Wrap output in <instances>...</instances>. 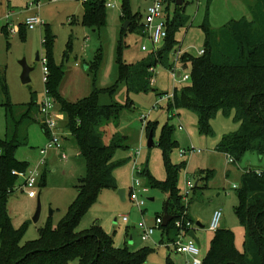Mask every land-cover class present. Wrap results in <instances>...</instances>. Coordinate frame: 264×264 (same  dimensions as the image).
Segmentation results:
<instances>
[{"label":"rangeland","instance_id":"rangeland-1","mask_svg":"<svg viewBox=\"0 0 264 264\" xmlns=\"http://www.w3.org/2000/svg\"><path fill=\"white\" fill-rule=\"evenodd\" d=\"M116 1L115 7L106 9V25L95 30L82 23V0H0V139L4 137L7 123L5 84L15 106L29 103L33 95L40 101L45 94L43 58L46 57V50L43 39L46 27H49L54 38V60L56 64L63 65L65 71L60 94L66 100L79 101L89 97L97 89V100L102 105L130 103L118 118L107 122L102 128L105 143L109 144L113 137H124V143L128 146L126 149H119L115 156L116 161L124 160L114 169L118 187L101 190L78 229H88L99 223L114 237L116 246L128 247L133 251L148 248L151 252L142 264H172L171 260L177 264L186 263V260L183 263V259L179 258L185 254L177 252L171 241L176 237V230H172L168 236L157 229L155 243L153 240L142 241L139 227L133 225L134 213H138V221H145L149 226L155 225L157 216L164 215L165 189L149 185L148 178L138 175V169L148 167L156 179L166 178L159 140L164 126L168 125L173 127V138L177 141L170 153L171 162L176 164L184 161L186 164L178 174V188L183 196H187L189 191L185 199L184 217L192 215L194 218V233L200 241L197 257L204 260L207 256L215 233L210 228V223L216 211L222 213L220 227H227L234 232L235 245L243 252L245 229L234 210L238 203L235 188L241 186L242 174L246 169L264 172V155L247 151L240 161L230 162V156L218 149L223 136L240 126L233 119V114L225 115L219 111L211 120L212 132L204 134L200 131L199 117L195 111L187 107L168 108L175 87L181 90L192 86V60L180 61L178 64L183 74L190 76L187 82H174L169 69L158 64L155 67V84L151 85L149 91H129L126 82H119L116 91L109 92L119 77L117 54L120 39H123L125 45L122 57L128 63L143 62L153 52L152 42L141 33V24L145 22L150 0H129L131 15L136 17V23L124 35L122 0ZM248 1L252 0H184L179 9L176 2H171V22H174L176 10L188 18L185 24L176 27L174 38L177 43L173 49L199 56V50L205 47L207 39L204 25L208 24L212 29L218 30L232 20L244 17L251 19ZM167 13L165 10V14ZM30 16H37L40 20L35 29L27 28L25 23ZM3 26H6L8 35L2 33ZM21 26L25 28L23 34L20 32ZM143 44H147L148 51L141 49ZM162 46L163 42L156 49ZM38 54L40 60L36 59ZM24 59L33 68L27 83L22 80ZM174 60L175 57L171 56V61ZM58 114L62 117L55 119L58 125L55 131L58 133L60 146L50 149L45 161H42L39 148L49 140V134L42 126L40 116L39 121L29 126L28 144L20 146L16 151L18 159L29 162V170L36 169L39 172L34 188L21 189L20 185L24 180L19 178L18 188L8 203L14 227L26 228L22 244L36 239L39 229L45 227L50 218L52 225L60 223L69 205L77 197L80 177L86 171L85 160L79 156L78 144L68 129L67 117L59 110ZM148 121L158 122L154 145L151 147L148 146L145 132ZM182 150H186L184 155H181ZM61 153H66L67 159L62 158ZM201 170L205 171V175H211L206 183L203 179L198 188L189 189L188 179L197 183V175ZM137 180L148 186L146 192H138L140 199L145 200V205L141 208L130 199L132 187ZM120 189H125V199L120 196ZM39 201L41 215L34 221ZM125 214L130 216L128 222L122 219ZM190 239L189 234L181 237L183 244ZM70 264H78V261Z\"/></svg>","mask_w":264,"mask_h":264},{"label":"trees","instance_id":"trees-1","mask_svg":"<svg viewBox=\"0 0 264 264\" xmlns=\"http://www.w3.org/2000/svg\"><path fill=\"white\" fill-rule=\"evenodd\" d=\"M106 1L82 0L83 25L95 30L106 25ZM171 2L177 4V0H167L163 12L168 27L167 37L163 46L158 50L153 49L145 61L136 64L125 61L122 57L125 45L120 39L117 54L119 77L109 89L110 93L116 91L119 82H126L129 91H149L153 76L150 68L162 64L171 69L175 65V60L171 61L177 43L174 32L188 18L176 10L174 22H171ZM182 6L177 4V9ZM122 10L123 20L130 21L129 27L122 29L124 35L134 28L136 17L131 15L129 0H122ZM249 11L251 19L232 20L218 30L204 25L207 34L205 53L193 56L185 52L180 58V61L192 60L193 84L181 90L175 87L168 104L169 109L187 107L195 111L199 117L200 131L204 134L212 132L211 120L219 111L225 115L233 114V119L240 126L223 136L218 149L230 154L236 161H240L247 151L264 155V0H255L249 6ZM5 27L1 31L8 35ZM24 31L25 28L21 26L20 32L23 34ZM53 42L50 28L46 27L43 45L50 73L45 85L59 110L67 117L68 129L78 144L79 156L85 160L86 171L80 177L77 197L60 223L54 226L50 218L48 224L39 229L36 239L22 244L26 228L14 227L8 203L19 183V177L13 171H26L29 166L28 161L17 158L16 151L28 144L30 124L39 121V102L33 95L29 103L15 106L5 84L7 123L5 137L0 139V264H70L76 260L78 264H142L151 252L148 248L133 251L128 247L116 246L114 237L99 223L88 229H78L101 190L118 187L114 169L124 160L116 161L115 156L119 149L128 146L124 143V137H113L109 144L105 143L102 128L107 122L118 118L130 103L102 105L97 100V89L79 101L66 100L60 94L65 71L63 65L56 64L54 60ZM157 124V121L145 124L147 137L155 134ZM159 145L163 151L166 178L156 179L148 167L141 168L138 175L148 178L149 185L161 187L166 194H170L168 210L174 219L163 227L170 236V232L176 230V220L184 216L186 208L178 188V174L186 164L184 161L171 162L170 153L177 145L173 138V127L164 126ZM210 175H205L204 170L199 171V182L195 188L200 186L203 179L206 183ZM235 189L238 203L234 210L245 229L244 251L236 247L235 234L231 229L219 227L215 230L203 264H264V172L246 169L242 174L241 186ZM185 218L194 223L193 218Z\"/></svg>","mask_w":264,"mask_h":264},{"label":"built area","instance_id":"built-area-1","mask_svg":"<svg viewBox=\"0 0 264 264\" xmlns=\"http://www.w3.org/2000/svg\"><path fill=\"white\" fill-rule=\"evenodd\" d=\"M167 3V0H150V4L147 7L146 16H145V22L142 23V33L146 35L150 39V41L153 44V49L156 50L157 45L162 43L165 38L167 37V21L164 17V7ZM117 5V1L114 2L111 0L106 1V7H115ZM27 28L29 29H35L38 24L40 23V20L37 16H30L25 21ZM10 24V23H8ZM17 26L14 27V31L17 30ZM141 49L143 51H148L149 47L147 44H143ZM181 49L176 50L174 57H175V65L169 69V73L171 77L173 78L174 82L183 83L187 82L190 79V76L188 74H183L182 70L179 69L178 64L180 62V58L182 54H184ZM205 53L204 48L199 50V55H203ZM41 59V58H40ZM43 64H44V80L45 83L49 79V67L47 66V59L46 57L43 58ZM150 71L153 73V76L151 78V85L155 84V67H151ZM58 105L57 102L53 97L50 96L49 90L46 88L45 94L43 98L39 101V116L41 117V123L45 127V130H47L49 134V140L46 142V144L39 148V153L43 156L42 161H45V156L47 152L50 149L56 148L60 146V139L58 137V133L55 131V129H58V125L56 122V118H61L62 115L58 114ZM60 111V110H59ZM61 112V111H60ZM62 113V112H61ZM182 128V127H180ZM2 153V149L0 148V154ZM186 153V150L181 151V155H184ZM228 154V153H227ZM230 156V162H234L235 159L233 156L228 154ZM62 158L67 159L66 153H61ZM141 168L138 169V171ZM260 172V171H258ZM13 174L18 176L19 178L23 179L24 182L21 185V189L25 187L34 188L37 184V177L39 175L38 170H29L26 171H18L14 170ZM187 186L189 189L194 190L196 187V183H194L192 180L188 179ZM138 190V191H137ZM139 190L142 192H146L148 190V186L143 185L139 180L136 181V185L132 187L131 193H130V199L133 201V203L138 206L142 207L145 205V200L140 199L139 197ZM189 191H187L188 196ZM187 196H183L184 200L187 199ZM164 216V215H163ZM163 216H157L156 217V223L154 226H149L145 223V221H135L138 225L140 232H141V238L144 241L150 240L154 234L156 233V230L159 229L162 232H164V217ZM222 218L221 211H216L213 215L212 221L210 223V228L212 230H216L220 227V221ZM123 221L128 222L130 220V216L128 214L122 216ZM193 222L186 220V218L183 216L182 218L176 220L175 226H176V237L172 240L173 246L177 252L186 253L191 256L190 264H203V260H201L199 257H197L199 253V248L197 243L193 238H191L186 244L182 243L181 237L184 235H187L190 231V229L193 228ZM180 237V238H179Z\"/></svg>","mask_w":264,"mask_h":264},{"label":"water","instance_id":"water-1","mask_svg":"<svg viewBox=\"0 0 264 264\" xmlns=\"http://www.w3.org/2000/svg\"><path fill=\"white\" fill-rule=\"evenodd\" d=\"M177 4L182 5L183 0H177ZM129 24H130V21L126 20L124 23L123 29L126 30L129 26ZM36 59L37 60L40 59L39 54L37 55ZM22 64H23L22 80H23V82L27 83L30 81V72L33 68L27 64L25 59L22 61ZM153 145H154V134L151 133L148 137V146L151 147ZM119 194L122 197V199H125V189H120ZM169 197H170V194L169 193L166 194L165 212H164V216H163L164 217V226L169 225V223L174 219V216L172 214H170V212L168 210ZM151 199H153V198H151ZM41 210H42V207H41V203L39 201L38 202V209H37L35 216H34V219H33L34 221H37L40 218ZM137 218H138V213H134V221H136ZM189 236L195 240V242L197 243L198 246H200V241L197 239L193 230L189 233Z\"/></svg>","mask_w":264,"mask_h":264},{"label":"crops","instance_id":"crops-1","mask_svg":"<svg viewBox=\"0 0 264 264\" xmlns=\"http://www.w3.org/2000/svg\"><path fill=\"white\" fill-rule=\"evenodd\" d=\"M252 2V3H251ZM251 2H247L248 4H247V7L249 8V6L251 5V4H253L254 2H255V0H252ZM183 3H184V0H183ZM150 4V3H149ZM183 5V4H182ZM166 6H167V3L165 4V7H164V9L166 8ZM148 7V6H147ZM39 102V101H38ZM46 132H47V130H45ZM48 133V132H47ZM4 137H5V134H4ZM3 137V138H4ZM66 140V139H65ZM67 141V140H66ZM62 157V156H61ZM197 182H199V181H197ZM200 184V183H199ZM10 199H11V197H10ZM10 199H9V201H10ZM126 215V214H125ZM191 218H193L192 217V215H191ZM194 219V218H193ZM133 220H134V217H133ZM133 225H134V227H136V222L135 221H133ZM138 226V225H137ZM224 228H227V227H224ZM80 230V229H79ZM193 231H194V228L192 229ZM192 230H190V231H192ZM190 231H189V233H190ZM188 233V234H189ZM140 235H141V232H140ZM155 235V234H154ZM142 239V238H141ZM150 240H153L155 243H156V241H155V239H154V236L150 239ZM142 241H144V240H142ZM183 254H185L184 256H181V257H179V258H181V259H183V263H184V261L186 260V263H184V264H190V260H191V256L189 255V254H186V253H183ZM171 260V259H170ZM171 262H172V264H177V263H175V262H173L172 260H171Z\"/></svg>","mask_w":264,"mask_h":264},{"label":"bare ground","instance_id":"bare-ground-1","mask_svg":"<svg viewBox=\"0 0 264 264\" xmlns=\"http://www.w3.org/2000/svg\"><path fill=\"white\" fill-rule=\"evenodd\" d=\"M193 228H194V227H193ZM193 228H192V229H193ZM192 229H190V230H192ZM190 232H191V231H190Z\"/></svg>","mask_w":264,"mask_h":264}]
</instances>
